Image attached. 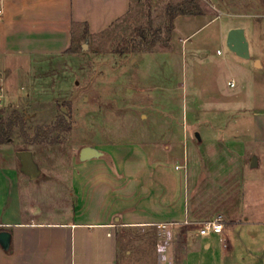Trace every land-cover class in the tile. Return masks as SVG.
<instances>
[{
  "label": "crops",
  "instance_id": "crops-1",
  "mask_svg": "<svg viewBox=\"0 0 264 264\" xmlns=\"http://www.w3.org/2000/svg\"><path fill=\"white\" fill-rule=\"evenodd\" d=\"M132 1L0 0V69L14 63L12 59L66 54L75 33L103 34L129 13ZM233 28L244 29L252 62L264 67V42L262 48L261 40H251L243 20L229 25L225 38ZM172 47L176 49L173 43ZM0 77L4 86L2 72ZM237 83L232 77L227 84L236 88ZM252 109L237 110L240 116L233 126L243 133L255 128L256 121L249 116ZM215 113L195 111L197 116L208 115L206 124L200 117L194 125L204 129L199 138L194 133L193 139L188 138L184 127V138L163 147L151 138L86 145L98 155L81 161L78 153V158L67 160L66 169L59 164L65 156L38 158L15 141L0 145V232L9 234L8 247L0 245V264H117L118 233L148 227L191 245L163 255L165 263L264 264V215L256 198L254 206L246 198L250 141L227 135L229 128H220L226 124L214 122ZM23 150L32 153L40 171L36 179L20 170L16 153ZM60 184L73 202L71 211H43L28 202V196L41 193L43 185ZM218 216L223 220L222 234L200 236V225Z\"/></svg>",
  "mask_w": 264,
  "mask_h": 264
},
{
  "label": "rangeland",
  "instance_id": "rangeland-1",
  "mask_svg": "<svg viewBox=\"0 0 264 264\" xmlns=\"http://www.w3.org/2000/svg\"><path fill=\"white\" fill-rule=\"evenodd\" d=\"M177 1L133 0L129 15L103 34L83 37L75 33L69 53L12 59L14 63L1 68L4 71L0 69L5 89L0 112L22 113L30 136L37 126L57 125L51 143L23 145L18 131L13 135L14 143L31 148L37 157L65 156L59 164L66 169L67 160L78 158L86 145L151 138L163 147L184 138V127L189 131L187 137L193 139V133L204 132L200 126L196 129V120L203 118L204 124L208 117L197 116L195 111H215L212 118L226 124L220 128H229L227 135L250 141L245 157L246 198L252 206L256 201L264 215V67L255 68L251 47L249 59H242L227 48L224 37L229 25L243 20V25L250 28L251 40H261L259 47L263 48L264 0L200 1L206 14L176 19L167 43L166 9ZM141 30L144 38L139 36ZM155 39L150 51L142 50L144 44ZM216 50L221 55H216ZM232 77L240 83L236 88L227 84ZM241 106L255 108L249 111L251 121H256L251 132L243 133L233 126ZM59 118L63 122H58ZM252 158L257 160L254 168L250 166ZM48 187L52 188L43 185L41 193L28 196V202L43 211H71L73 202L65 185ZM159 230L120 231L117 264H173L168 260L165 263L163 255L191 248L181 238Z\"/></svg>",
  "mask_w": 264,
  "mask_h": 264
},
{
  "label": "trees",
  "instance_id": "trees-1",
  "mask_svg": "<svg viewBox=\"0 0 264 264\" xmlns=\"http://www.w3.org/2000/svg\"><path fill=\"white\" fill-rule=\"evenodd\" d=\"M129 13L126 16H128ZM204 14L205 11L200 4V0H180L175 4H169L166 9L167 25L164 28V32L167 35L166 38L167 43L169 42L170 35L173 31L174 21L176 18L184 17V16H199ZM139 36H141L142 38L145 37L143 30H141ZM155 44H156V39L152 40L151 42H147L142 47V50L150 51ZM165 47L168 46L166 45ZM70 48L71 47L67 49L66 53L70 52ZM62 120L63 119L59 118L58 122L59 121L63 122ZM25 124H26V118L22 113L16 110H12L9 113H6L4 110H2L0 112V145L13 142L14 141L13 135L15 134L16 131H18L20 137L23 139L22 142L23 145H32L36 143H51L49 142L50 136L58 128L57 125L46 128L37 126L33 129L32 136H30L28 135L25 129ZM55 124H59V123L56 122Z\"/></svg>",
  "mask_w": 264,
  "mask_h": 264
},
{
  "label": "water",
  "instance_id": "water-1",
  "mask_svg": "<svg viewBox=\"0 0 264 264\" xmlns=\"http://www.w3.org/2000/svg\"><path fill=\"white\" fill-rule=\"evenodd\" d=\"M226 46L227 48L234 53L236 56L242 59H249V45L245 36V31L243 28H233L230 29L226 35ZM85 45L83 49H85ZM256 65H258L256 63ZM196 138H199V135H195ZM98 155V152L91 147H84L79 152V159L85 161L91 158H94ZM21 165V172L29 177L30 179H36L40 171L33 160L32 153L29 150H23L16 153ZM250 166L252 168L257 166L256 158H252ZM0 245L3 248H7L9 245V234L6 232H0Z\"/></svg>",
  "mask_w": 264,
  "mask_h": 264
},
{
  "label": "built area",
  "instance_id": "built-area-1",
  "mask_svg": "<svg viewBox=\"0 0 264 264\" xmlns=\"http://www.w3.org/2000/svg\"><path fill=\"white\" fill-rule=\"evenodd\" d=\"M200 1H203L205 3H209L211 0H200ZM1 15H2V10L0 9V16ZM217 54H220V52L217 51ZM0 80H1V77H0ZM229 86L233 87L234 83L230 82ZM3 95H4V86L0 82V103L2 101ZM223 228H224L223 220L221 217L218 216V217L214 218L213 220L206 221L202 225H200V227L198 229V234L200 236H208L210 234L221 235L223 232Z\"/></svg>",
  "mask_w": 264,
  "mask_h": 264
}]
</instances>
